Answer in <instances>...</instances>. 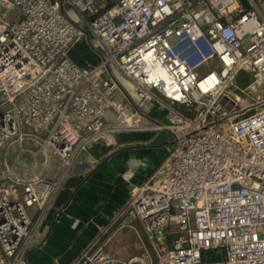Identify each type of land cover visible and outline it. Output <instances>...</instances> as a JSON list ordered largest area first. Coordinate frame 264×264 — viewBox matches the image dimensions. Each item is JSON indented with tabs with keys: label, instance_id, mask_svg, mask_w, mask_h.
I'll return each instance as SVG.
<instances>
[{
	"label": "built area",
	"instance_id": "1",
	"mask_svg": "<svg viewBox=\"0 0 264 264\" xmlns=\"http://www.w3.org/2000/svg\"><path fill=\"white\" fill-rule=\"evenodd\" d=\"M85 38L97 66L70 59ZM132 132H167L172 152L73 264H264V0H0V264H27L30 211ZM116 227L139 254L108 252Z\"/></svg>",
	"mask_w": 264,
	"mask_h": 264
},
{
	"label": "crops",
	"instance_id": "2",
	"mask_svg": "<svg viewBox=\"0 0 264 264\" xmlns=\"http://www.w3.org/2000/svg\"><path fill=\"white\" fill-rule=\"evenodd\" d=\"M69 55L83 68L97 66L101 61L98 51L93 50L86 38ZM119 81L121 88L132 96L134 87L120 76ZM156 119L165 120V114L157 112ZM116 139V146L107 147L98 142L82 156L63 178L51 209L41 219L38 212L30 211L38 224V233L27 264H73L103 229L117 219L132 189L156 175L174 147L173 138L167 132L121 133ZM52 161L55 171L51 181H55L64 175V169L57 158ZM125 223L139 230V224L130 218ZM115 235L109 243L111 250L107 249L112 255L127 259L140 253L134 230L122 228Z\"/></svg>",
	"mask_w": 264,
	"mask_h": 264
},
{
	"label": "rangeland",
	"instance_id": "3",
	"mask_svg": "<svg viewBox=\"0 0 264 264\" xmlns=\"http://www.w3.org/2000/svg\"><path fill=\"white\" fill-rule=\"evenodd\" d=\"M207 71H208V70H204V69H203V70H201V73H202V74H205ZM240 77H241V78H247V75H246L245 73H242V74L240 75ZM242 85H243V86H246V85H247V82H243ZM26 146H27V145H26ZM18 151H19V149H18ZM12 157H13V156H12ZM22 159H23V162H25V160H26V156H23ZM31 160H32V158L29 157V158H28V163H26V164H29V163L31 162ZM122 223L125 224V219L122 220L118 226H121ZM106 228H107V227H106ZM103 230H104V229H103ZM102 232H103V231H102ZM102 232L100 233V235L102 234ZM112 235H113V234H112ZM112 235H111V236H112ZM115 236H116V235H115ZM112 238H113V236H112ZM110 244H111V243H110ZM110 244L107 245L106 249L110 248V250H111V247H109ZM111 246H112V245H111Z\"/></svg>",
	"mask_w": 264,
	"mask_h": 264
}]
</instances>
